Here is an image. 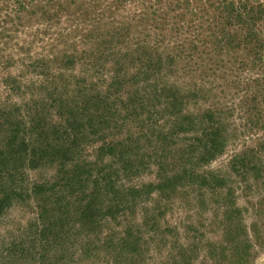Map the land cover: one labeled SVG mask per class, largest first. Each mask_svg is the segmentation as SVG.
<instances>
[{
    "label": "rangeland",
    "instance_id": "rangeland-1",
    "mask_svg": "<svg viewBox=\"0 0 264 264\" xmlns=\"http://www.w3.org/2000/svg\"><path fill=\"white\" fill-rule=\"evenodd\" d=\"M236 1L0 0L1 137L68 150L0 178V264H264V20L223 28ZM90 191L123 204L72 226Z\"/></svg>",
    "mask_w": 264,
    "mask_h": 264
},
{
    "label": "trees",
    "instance_id": "trees-1",
    "mask_svg": "<svg viewBox=\"0 0 264 264\" xmlns=\"http://www.w3.org/2000/svg\"><path fill=\"white\" fill-rule=\"evenodd\" d=\"M248 0H237L236 3L231 2V13L232 15H230V13L226 14V17L228 20H226V17H224L223 15L216 17L219 20H223L224 21L221 23L222 27H227V29L229 27H232L234 29V33H241V35H248L250 34V31H252V28L255 27V25L257 24V22H259L260 20H264V10H259L258 7H260L261 5L255 7V5L249 6V3L247 2ZM178 5L175 6V9H177ZM258 15H260V18ZM216 18H214L213 20H215ZM216 19V20H217ZM252 24V28L250 27V25ZM229 32H231L229 30ZM215 33V32H212ZM255 47H257V45L259 46V48H261V45H259V42L255 41L254 42ZM83 111H89L88 109H86L85 107H83L82 109ZM72 115V119L71 122H75L78 124V129L79 130H84L87 129V126H85L82 121H77L75 119L76 114H74L73 112H71ZM68 122V121H66ZM48 123H44V124H36V127L39 126L42 129V132H40L38 134L39 136V140H41L40 142H38L37 144L32 143L30 145V143H26L27 138L23 135V136H19L18 133L19 131H17L16 129H14V126L9 130V131H5L7 133V135L5 137H1L3 136V131L0 130V178L4 179L5 175L11 176V172H14V170L10 167V164H15L14 162H17L19 164H22L23 166L26 165V163H30V166H33L32 163H34L33 161L35 159L37 160H41L40 157H38L40 152H43L44 154H48L47 158H52V159H58L59 156H61V154L63 156H66L68 154V150L62 147V143H58L53 144L50 148V150L47 149H40L42 147L43 144H45L46 139L49 137V130L47 128ZM18 127V125H15ZM85 126V127H84ZM1 127V126H0ZM2 128V127H1ZM3 129V128H2ZM44 130V131H43ZM105 129L103 130H98L97 128L93 126H91L90 128H88L86 130L87 135H89L88 137H96L99 136L98 133H103ZM90 132V133H89ZM56 134H60V136L66 134L63 130L61 131H57ZM30 138V137H29ZM101 139L103 140L102 145H111V142H107L106 139H104L103 137H101ZM60 140V138H58L56 141ZM94 140V138L92 139ZM55 141V139H54ZM58 147L59 150L62 149V152L59 153L58 151ZM115 150V149H114ZM70 152V151H69ZM109 152H112L109 150ZM96 161H98V159H96ZM37 164V163H36ZM116 167H111L109 166L107 169L101 170L99 171V173H97V176H95V180H94V184L96 185L98 183V185L104 184V182L110 181V174L109 173H105L104 175H100L101 173L105 172V171H112L115 170ZM124 177V175H122ZM60 181H64L62 184V188L60 187L58 190L60 193L56 192L54 195L55 196H61L62 198H64V195H67V190L74 188L73 185H71L70 183L67 182V179H65V173H64V177L63 179H61ZM84 187V186H82ZM89 197H92L90 200V202H87V204H85V206H81L79 209L81 210L80 214L77 216V219H74V222L72 223V226H76V222H79L78 225L79 226H85V225H93V222L99 217V216H103V213L101 211V209L97 208L102 207L105 205V207H102L108 211H110V205L109 203V199L115 200L117 201V206L122 205L123 204V200L122 199H117L116 197L113 196L110 197L108 195V193H103V192H98V191H90L89 193ZM81 196V195H80ZM132 197V195H131ZM77 199V198H75ZM131 200H134V198H131ZM58 201V198L56 197V200ZM77 202H80V199L78 198V200H76ZM110 201V202H111ZM42 205V203H41ZM88 205V206H87ZM108 205V206H106ZM94 207V208H93ZM50 211V210H47ZM111 213H113L111 211ZM61 219V216L59 218V220ZM62 220H65V218H63ZM44 232V231H43ZM48 236V232H44L43 234V238L45 240L46 237ZM50 240H52V238H50Z\"/></svg>",
    "mask_w": 264,
    "mask_h": 264
}]
</instances>
